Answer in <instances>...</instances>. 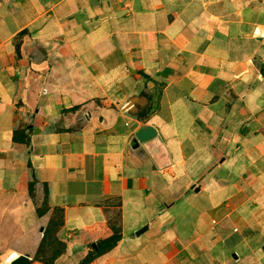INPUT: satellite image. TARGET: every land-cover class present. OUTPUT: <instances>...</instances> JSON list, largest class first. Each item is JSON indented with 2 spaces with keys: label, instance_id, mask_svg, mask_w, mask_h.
<instances>
[{
  "label": "crops",
  "instance_id": "0c3cea01",
  "mask_svg": "<svg viewBox=\"0 0 264 264\" xmlns=\"http://www.w3.org/2000/svg\"><path fill=\"white\" fill-rule=\"evenodd\" d=\"M263 65L264 0H0V264H45L56 212L52 264H83L114 210L121 240L85 264H197L233 212L264 226ZM196 161L209 229L163 205Z\"/></svg>",
  "mask_w": 264,
  "mask_h": 264
},
{
  "label": "rangeland",
  "instance_id": "374dc122",
  "mask_svg": "<svg viewBox=\"0 0 264 264\" xmlns=\"http://www.w3.org/2000/svg\"><path fill=\"white\" fill-rule=\"evenodd\" d=\"M205 170L203 161L190 162L188 166L189 178H187V174L180 177L181 183H184V189L174 194V198L164 201L163 205L167 208L176 203L175 208L170 210L171 215H177V218L180 219L185 217L190 225L200 221L205 229H209L212 226L211 218L207 222L206 217L200 220L198 216L212 201L211 191L219 184L217 181L219 175L211 179L202 178L204 175H208L205 174ZM201 179L205 190L197 193L193 186ZM38 200L39 207L43 209V198L40 197ZM241 214V210L233 212L226 222L227 225H223L219 231V238L222 237L224 240L215 241L214 248L207 254L202 255L199 251L197 264H264V226L244 223L245 219L242 221ZM243 214L248 215V211ZM58 216L59 214L56 213L54 218L57 220ZM54 250L58 251V248ZM42 255L44 260L49 259L45 252ZM235 255L237 258L234 257Z\"/></svg>",
  "mask_w": 264,
  "mask_h": 264
},
{
  "label": "trees",
  "instance_id": "16d2710c",
  "mask_svg": "<svg viewBox=\"0 0 264 264\" xmlns=\"http://www.w3.org/2000/svg\"><path fill=\"white\" fill-rule=\"evenodd\" d=\"M260 72L264 73V65L262 66ZM23 140L25 143H28V138L23 137ZM32 192H33V188L31 187V193ZM46 194H47V190H46ZM47 210H48L47 201L44 200L43 209H41L40 207L38 209L39 216L44 215L47 212ZM56 213L59 214L58 216L59 218L57 220L54 219L50 222L49 226L47 227V230L45 231V236L41 244L40 252L36 256L37 260L43 261V263L45 264H52L54 259L56 258L55 254L60 253L64 251L65 249V244L62 243L56 236L57 229H58L57 227H60V222L62 219L61 213L60 212H56ZM121 218L122 216H121L120 210L114 213V215L109 220V224L112 227L111 230H113V235L108 239L100 240L99 242H97V250L91 252L88 255V257L83 261V264L92 261L96 256L106 253L117 246V244L122 238ZM57 248H58V251H55L54 249H57ZM45 249H51L52 252H56V253L50 256L49 259L44 260L42 253L45 252L44 251Z\"/></svg>",
  "mask_w": 264,
  "mask_h": 264
},
{
  "label": "water",
  "instance_id": "95a60500",
  "mask_svg": "<svg viewBox=\"0 0 264 264\" xmlns=\"http://www.w3.org/2000/svg\"><path fill=\"white\" fill-rule=\"evenodd\" d=\"M156 135H157V132L155 128L152 126H148L144 130L139 131L133 139V142H134L133 148L137 149L141 143H144V142H147L153 139ZM198 190H200V188H196L195 191H198ZM146 229H147V226L142 229H139V231L137 232V235L139 234L141 235L143 232H145ZM263 251H264V246H263ZM234 257L237 258L236 255ZM11 264H31V258H29L26 255H21V256H18L15 260H13Z\"/></svg>",
  "mask_w": 264,
  "mask_h": 264
}]
</instances>
